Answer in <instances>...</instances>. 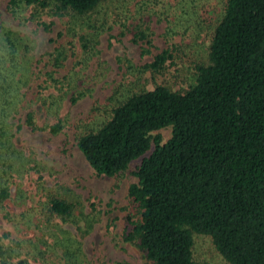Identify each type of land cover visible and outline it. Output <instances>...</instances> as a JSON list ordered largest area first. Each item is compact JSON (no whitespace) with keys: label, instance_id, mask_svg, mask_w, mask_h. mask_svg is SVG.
Here are the masks:
<instances>
[{"label":"rangeland","instance_id":"obj_1","mask_svg":"<svg viewBox=\"0 0 264 264\" xmlns=\"http://www.w3.org/2000/svg\"><path fill=\"white\" fill-rule=\"evenodd\" d=\"M8 4L0 0V38L11 32L31 61L0 147V192L9 195L0 199V264H150L125 240L129 189L144 157L124 174L98 176L78 142L134 92L189 90L196 67L209 62L224 0H105L86 15L59 14L53 5L13 13ZM164 51L173 60L161 73L145 69ZM29 113L37 129L25 124ZM55 125L61 130L53 134ZM158 134L165 143L172 128ZM52 196L72 205L69 217L50 214ZM193 236L196 264H229L211 237Z\"/></svg>","mask_w":264,"mask_h":264},{"label":"trees","instance_id":"obj_2","mask_svg":"<svg viewBox=\"0 0 264 264\" xmlns=\"http://www.w3.org/2000/svg\"><path fill=\"white\" fill-rule=\"evenodd\" d=\"M104 1L9 0L8 7L16 13L53 5L59 14L86 15ZM224 2L209 62L196 67L189 90L158 86L134 92L97 132L78 142L98 176L124 174L144 157L135 173L138 182L129 189L133 217H128L125 240L136 244L150 264H196L194 234L211 237L229 264H264V0ZM11 34L0 38L4 150L12 128L9 115L29 83L23 65L31 61ZM138 39L147 36L141 33ZM171 60L170 51H164L145 69L161 73ZM25 124L36 128L33 113ZM166 128H172V138L163 143L154 133ZM60 130V125L51 127L53 134ZM7 193L2 190L0 199H8ZM72 209L60 197L49 199L51 215L67 218Z\"/></svg>","mask_w":264,"mask_h":264}]
</instances>
